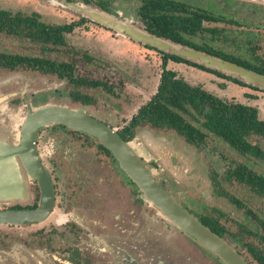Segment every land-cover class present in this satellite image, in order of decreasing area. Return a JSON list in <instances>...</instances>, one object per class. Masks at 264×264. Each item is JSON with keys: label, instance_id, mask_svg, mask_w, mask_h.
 <instances>
[{"label": "flooded vegetation", "instance_id": "1", "mask_svg": "<svg viewBox=\"0 0 264 264\" xmlns=\"http://www.w3.org/2000/svg\"><path fill=\"white\" fill-rule=\"evenodd\" d=\"M48 1L76 15L77 20L49 23L39 10L25 13L0 9L7 13L0 17V27H3L0 36H4L0 41L39 49L38 55H11L14 61L8 59L12 62L7 65L3 62L5 59L0 58V75H21L15 82L0 83V125L14 130V140L18 143L24 119L39 106L52 104L83 111L130 144L159 186L233 248L245 264H264V134L244 128L252 123L264 125V90L128 34H120L62 5L92 7L139 33L225 62L249 66L248 70L264 76V0ZM116 2L137 4L133 17L119 11ZM152 3L155 5L146 8ZM152 15L159 19L162 16L186 20L187 32L177 24L173 31L179 32L192 47L162 37L159 29L156 32L160 36L152 33L147 25ZM88 25L159 54L160 72L156 83L142 85L144 82L140 81L142 88L135 84V88H129L134 80L129 79L132 77L122 70L123 66L115 64L109 55L99 50L103 47L71 39L76 31L85 30ZM165 55L187 63L168 59L164 64ZM173 66H186L202 75L224 80L239 90L241 98L222 92L227 89L224 84L220 85L219 92H211L200 84L189 83ZM164 71L174 73L175 80L217 100L206 103L204 99L197 108L191 106L189 112L176 107L183 123L189 125L187 131L163 126L145 113V108L159 92ZM140 88L144 92L150 89V94L142 101L139 100ZM20 108H24L25 114L19 122L14 110ZM238 109H244L248 117L254 113L255 120L242 119ZM209 115L221 117L237 138L218 135L207 128ZM153 146L165 151L162 157L170 160L176 174L186 179L175 180L169 170L166 172L157 157L161 156L152 151L157 149ZM35 149L52 184V204L44 217L36 220L1 222L0 256L14 254V264H39L40 259L36 262L33 254H41L44 264H145L142 255L147 246L160 245L161 250L167 246L157 234L147 233L146 218L161 222L168 231L178 232L198 243L147 202L118 159L97 138L63 124H54L38 131ZM27 182V191L20 197L0 199V212L41 209L43 194L38 180L30 178ZM197 183H204L211 196L222 202V208H216L200 196L198 198L204 202L202 207L183 201V194L198 189ZM204 248V257H208L210 263L228 264ZM3 260L2 264L11 262V259Z\"/></svg>", "mask_w": 264, "mask_h": 264}, {"label": "water", "instance_id": "2", "mask_svg": "<svg viewBox=\"0 0 264 264\" xmlns=\"http://www.w3.org/2000/svg\"><path fill=\"white\" fill-rule=\"evenodd\" d=\"M62 5L79 12L94 22L116 30L120 34H128L133 39L148 42L151 46L185 57L208 66L210 69L221 71L228 76L239 78L247 84L264 90V76L253 71L206 54L197 53L183 46L173 45L147 33H139L130 29L115 17L92 7L85 5L73 6L65 3H62ZM54 124H63L97 138L114 154L122 168L144 193L147 202L155 207L160 215L172 221L182 231L214 254L222 257L228 264H245L233 248L202 225L193 215L185 211L159 186L130 144L123 142L114 131L94 122L83 111L67 109L60 105L47 104L39 106L33 113L28 115L24 119L18 143L11 142L5 135L0 133V199L20 197L27 191V181L30 178L38 180L43 194L41 209L35 212H0V223L36 220L44 217L45 212L51 207L53 200L52 184L43 165L36 156L35 139L41 128ZM153 147H157V149L152 151L161 156L159 161L163 165L168 163L169 160L162 157L163 154L158 146ZM168 167H170L172 175L177 177L176 171L170 166V163ZM179 177L181 176L179 175ZM201 185V189L194 191L216 208H222L219 201L211 198V192L207 186L204 183H201ZM146 219L147 233L157 234V238L162 239V244H167V246L164 250L160 249V245L147 246L146 253L142 255L144 257L143 263L210 264L207 259L196 254L193 245L180 238L179 233L168 231L158 221H153L150 218ZM3 259L4 256H0V264L4 263ZM10 264H14V262Z\"/></svg>", "mask_w": 264, "mask_h": 264}, {"label": "rangeland", "instance_id": "3", "mask_svg": "<svg viewBox=\"0 0 264 264\" xmlns=\"http://www.w3.org/2000/svg\"><path fill=\"white\" fill-rule=\"evenodd\" d=\"M58 6L59 5L56 6L54 4H51L48 0H0V9H6L12 12L20 11V12H25V13H30L32 11L39 10L43 13L44 18L49 23L61 24V23H67L70 21L77 20L76 15ZM115 6H118V10L128 17H131V16L133 17L138 7L137 4H133V3L127 4V3H119V2H116ZM3 37L4 36H0L1 39H3ZM71 39L77 40L78 42L84 43L85 45H89V46L92 45L94 47L96 46L103 47V49L100 48L99 50L104 51L107 55H109L111 59H113L115 64L123 66L122 70L127 72L129 77H132L129 79L134 80L133 84L130 83L131 85L129 88H135L134 84L139 86L140 81L144 82L142 83V85L146 83H152L154 85L156 83L158 74L160 72V55L159 54L153 53L152 51L144 50L141 46L137 44H134L132 42H127L126 40L122 39L119 36H115V35L112 36L110 33L104 32L101 28L96 27V26H91V25H88L85 30L84 29L82 30L81 28L78 31H76ZM2 41H0V52L1 53L10 54V55H14V54L38 55L39 54L38 48H32V47L25 46V45L23 46L21 43H18V42L14 44L12 43L4 44V42ZM262 53L264 55V49ZM173 69L176 70L179 74H182L184 78L188 80L189 83L200 84L206 87L207 89H209L211 92H216V91L219 92L220 85L224 84L227 87V89H223L222 92H227L228 96H233L235 98L240 97L239 90L237 91V88H233L230 83L224 80H221L215 76L202 75L198 73V71H196L195 69L193 70L186 66H173ZM79 72L83 73L82 71H79ZM19 79H21V75H18L16 77L15 76L7 77L6 75H0V83L15 82ZM142 85L139 87L142 88L143 87ZM141 88L139 89V92L142 93V95L139 97L140 101L144 100L147 97V95L150 94V89H148L147 92H144L143 90H141ZM5 106H7V108L10 109L8 105H5ZM24 112H25L24 108L14 110V117L18 118L20 122L22 117L25 114ZM5 127H7L5 124L0 125V130H1L0 133L2 135H5L11 142L16 143V141L14 140V130H10L9 128H5ZM160 151L163 155L165 154V151H162V150ZM157 157L158 159H161L159 156ZM169 163H170V166L172 167L170 160L165 165H163L162 163L161 165L163 166L164 170H166V172L167 170H169L168 172L171 174V176H173L172 173L170 172L171 170L170 167H168ZM173 178L176 180L177 178H179V175L177 174V177L173 176ZM181 179H186V176H182ZM197 185H199L197 186L198 189H201L202 185L199 183H197ZM187 193L183 194V197H184L183 201H187L189 205L199 204L201 207L202 205H204V202L198 198L200 194H198L195 191L188 193V194ZM194 193H196L197 195L194 196L193 195ZM211 198H213L214 200H217L213 196H211ZM191 202H193V204ZM161 225L163 226L164 224L161 223ZM1 235H4V234L1 233ZM179 236L184 241L191 243L197 252L196 254L203 257L204 259H207L209 262L208 257L207 258L204 257L205 252L202 251V248H204V246L202 247V244L199 243L200 245H198V243L192 242L187 237L181 236V234ZM204 249L208 251L206 248ZM200 251H202V253H200ZM13 252H14V248H13ZM33 257H34V260H36V262L37 260L40 259L41 264L45 263V261L42 262V260H44V257L41 256V254H37V256L36 254H33ZM4 258L5 259L7 258L8 260L11 259L10 263H13L12 258H14V254L9 253V255L4 256ZM210 264H214V263H210Z\"/></svg>", "mask_w": 264, "mask_h": 264}, {"label": "trees", "instance_id": "4", "mask_svg": "<svg viewBox=\"0 0 264 264\" xmlns=\"http://www.w3.org/2000/svg\"><path fill=\"white\" fill-rule=\"evenodd\" d=\"M154 5L155 3L148 4L146 5V8L150 6H154ZM1 16L5 17L7 16V13L0 12V17ZM176 24L184 32H187L185 31L187 27L186 20L176 21L173 18L169 19V18H165L162 16H161V19H159L158 16L152 15L150 21L147 22V25L149 29L152 30L151 31L152 33L158 36L163 35L162 37H165L166 39H169L170 41L174 43L191 46L188 42H186V40L184 41V38H182L179 32L173 31L175 28V27L173 28V26ZM157 29H159L162 34L159 35L156 32ZM0 31L3 32V27H0ZM167 32H170V33L168 34ZM0 58L5 59L3 62L6 63V65L12 62V61L9 62L8 59L12 58L14 61V56H11L5 53H0ZM168 59H171L172 61H175V62L187 63L186 61H183L182 59L178 57L171 56V55H165L163 59L164 64L166 63ZM235 65L242 67V64L240 63H237ZM242 68L246 70L250 69L249 66L248 67L243 66ZM249 71H252V70H249ZM257 74L262 75V73L261 74L257 73ZM218 75H220L221 77H224L222 74H218ZM174 76L175 74L169 71H164L162 73V80H161L159 92L156 95L154 101H152L145 108V113L147 114L148 117L151 118V120L160 121L163 126L166 125L169 127L176 128L179 132H184V131L189 130V125H187L186 123L185 124L183 123L182 118L177 113L176 107L185 108L184 110L189 112L191 106L192 107L194 106L195 108H197L198 104L205 102L204 99L207 100L206 103H210V101L216 102L217 100H215L212 96H208L204 94L203 92H200L197 89L194 90L190 88L189 86H187V84H185L181 80H175ZM234 82H238V81H234ZM237 112L243 115L242 119L244 120H255L254 113L248 117L244 115L245 113L244 109H238ZM219 118L210 117L209 115L207 117V122L205 123V126L215 131L218 135H224V136H228L231 138L232 137L237 138V134L233 132V130L230 129V126L224 125L223 119L221 117ZM263 126L264 125L262 124L252 123L251 126H247L244 128H249L253 130L255 134H264Z\"/></svg>", "mask_w": 264, "mask_h": 264}]
</instances>
